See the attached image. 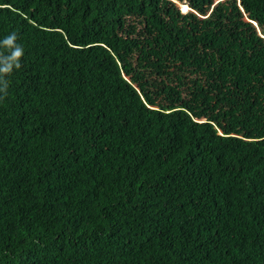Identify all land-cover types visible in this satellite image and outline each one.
Segmentation results:
<instances>
[{"label": "trees", "instance_id": "1", "mask_svg": "<svg viewBox=\"0 0 264 264\" xmlns=\"http://www.w3.org/2000/svg\"><path fill=\"white\" fill-rule=\"evenodd\" d=\"M0 264H264V0H0Z\"/></svg>", "mask_w": 264, "mask_h": 264}, {"label": "clouds", "instance_id": "2", "mask_svg": "<svg viewBox=\"0 0 264 264\" xmlns=\"http://www.w3.org/2000/svg\"><path fill=\"white\" fill-rule=\"evenodd\" d=\"M16 39V35L15 34H11L8 36L6 42L8 44H12L13 41ZM15 57L19 58L23 55V50L21 48H17L15 53H14Z\"/></svg>", "mask_w": 264, "mask_h": 264}, {"label": "rangeland", "instance_id": "3", "mask_svg": "<svg viewBox=\"0 0 264 264\" xmlns=\"http://www.w3.org/2000/svg\"><path fill=\"white\" fill-rule=\"evenodd\" d=\"M180 9H181V6H180ZM182 10V9H181ZM183 11V10H182ZM185 11V10H184Z\"/></svg>", "mask_w": 264, "mask_h": 264}, {"label": "water", "instance_id": "4", "mask_svg": "<svg viewBox=\"0 0 264 264\" xmlns=\"http://www.w3.org/2000/svg\"><path fill=\"white\" fill-rule=\"evenodd\" d=\"M187 10V9H186Z\"/></svg>", "mask_w": 264, "mask_h": 264}]
</instances>
